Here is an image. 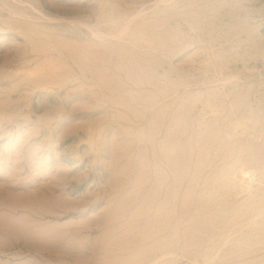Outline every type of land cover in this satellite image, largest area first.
<instances>
[{"label":"rangeland","instance_id":"1","mask_svg":"<svg viewBox=\"0 0 264 264\" xmlns=\"http://www.w3.org/2000/svg\"><path fill=\"white\" fill-rule=\"evenodd\" d=\"M262 133L264 0H0V264H264Z\"/></svg>","mask_w":264,"mask_h":264},{"label":"bare ground","instance_id":"2","mask_svg":"<svg viewBox=\"0 0 264 264\" xmlns=\"http://www.w3.org/2000/svg\"><path fill=\"white\" fill-rule=\"evenodd\" d=\"M209 4H210V3H209ZM185 17H186V16H185ZM218 18H219V17H218ZM127 21H128V20H127ZM136 29H137V28H136ZM112 30H113V29H112ZM109 31L111 32V30H109ZM117 32H118V31H117ZM138 32H139V31H138ZM210 32H211V31H210ZM115 34H117V33H115ZM142 34H143V33H142ZM151 35H152V34H151ZM112 36H115V35H112ZM139 36H140V35H139ZM142 36H143V35H142ZM142 36H140V37H142ZM144 36H147V35H144ZM129 37H130V36H129ZM148 37H149V36H148ZM133 38H134V37H133ZM139 39H140V38H139ZM62 40H63V39H62ZM126 41H127V40H126ZM130 41H131V40H130ZM124 42H125V41H124ZM127 42H128V41H127ZM64 43H65V42H64ZM73 43H74V42H73ZM87 43H88V42H87ZM108 43H109V42H108ZM108 43H107V44H108ZM85 44H86V43H85ZM92 44H93V43H92ZM77 45H78V44H77ZM96 45H97V44H96ZM109 45H111V42H110ZM140 45H141V44H140ZM146 45H147V44H146ZM35 46H36V44H35ZM74 46H75V44H74ZM84 46H85V45H84ZM68 47H69V46H68ZM71 47H72V46H71ZM77 47H79V46H77ZM35 48H36V47H35ZM69 48H70V47H69ZM128 48H129V47H128ZM37 49H38V48H37ZM76 49H77V48H76ZM81 49H82V48H81ZM96 49H97V48H96ZM115 49H116V48H115ZM66 50H67V49H66ZM69 50H70V49H69ZM79 50H80V49H79ZM123 50H124V49H123ZM82 51H83V49H82ZM131 51H132V50H131ZM71 52H73V50H72ZM80 52H81V51H80ZM84 52H85V50H84ZM36 53H37V52H36ZM42 53H43V52H42ZM54 53H55V52H54ZM76 53H77V52H76ZM86 53H87V52H86ZM32 54H33V53H32ZM74 54H75V53H74ZM93 54H94V53H93ZM81 55H82V54H81ZM96 55H97V54H96ZM90 56H91V55H90ZM230 58H231V57H230ZM35 59H36V58H35ZM53 59H54V58H53ZM31 60H32V59H31ZM96 61H97V60H96ZM98 61H99V60H98ZM25 62H26V61H25ZM44 62H45V61H44ZM52 62H53V61H52ZM54 62H55V61H54ZM60 62H61V61H60ZM75 62H76V61H75ZM101 62H102V61H101ZM40 63H41V62H40ZM46 63H47V62H46ZM48 63H49V62H48ZM55 64H56V63H55ZM51 65H52V64L50 63V66H51ZM77 65H78V64H77ZM102 65H103V64H102ZM38 66H39V65H38ZM52 66H55V65H52ZM52 66H51V67H52ZM58 66H59V65H58ZM58 66H57V67H58ZM51 67H50V69H51ZM55 67H56V66H55ZM55 67H53V68H55ZM38 68H39V67H38ZM42 68H43V66H42ZM44 68H45V67H44ZM53 68H52V69H53ZM64 68H65V67H64ZM85 68H86V67H85ZM97 69H98V68H97ZM99 69H100V68H99ZM55 70H56V69H55ZM58 70H60V69H58ZM58 70H57V72H58ZM69 70H72V69H69ZM91 70H92V69H91ZM101 70H102V69H101ZM33 71H34V70H33ZM48 71H49V70H48ZM92 71H93V70H92ZM60 72H61V71H60ZM17 73H18V72H17ZM94 73H95V72H94ZM94 73H93V74H94ZM108 73H109V72H108ZM36 74H37V73H36ZM54 74H55V73H54ZM31 75H32V74H31ZM37 75H38V74H37ZM37 75H36V77H37ZM96 75H97V74H96ZM96 75H95V76H96ZM32 76H33V75H32ZM32 76H31V77H32ZM57 76H58V75H57ZM95 76H94V77H95ZM109 76H110V75H109ZM36 77H35V78H36ZM41 77H42V76H41ZM44 77H45V76H44ZM46 77H47V76H46ZM48 77H49V75H48ZM24 78H25V77H24ZM42 78H43V77H42ZM53 78H54V77L49 78V79H53ZM55 78H56V77H55ZM31 79H32V78H31ZM31 79H30V80H31ZM39 79H40V78H39ZM44 79H45V78H43V80H44ZM65 79H66V78H65ZM227 79H228V78H227ZM38 81H39V80H38ZM228 81H229V80H228ZM36 82H37V81H36ZM46 82H47V81H46ZM50 82H51V81H50ZM58 82H60V81H58ZM224 83H225V81H224ZM38 84H39V83H38ZM41 84H42V82H41ZM41 84H40V85H41ZM50 84H51V83H50ZM62 84H63V83H62ZM62 84H61V85H62ZM53 85H54V82H53ZM55 85H57V82L55 83ZM55 85H54V86H55ZM116 85H117V84H116ZM38 86H39V85H38ZM42 86H43V88H44V86H46V85H42ZM56 87H57V86H56ZM116 87H117V86H116ZM88 88H89V87H88ZM95 93H96V92H95ZM211 94H212V93H211ZM90 95H91V94H90ZM247 95H248V94H247ZM211 96H212V95H211ZM209 97H210V96H209ZM243 98H244V97H243ZM244 99H245V98H244ZM111 100H112V99H111ZM137 100H138V99H137ZM236 100H237V99H236ZM10 102H11V101H10ZM125 102H126V101H125ZM11 103H12V102H11ZM127 109H128V108H127ZM145 110H146V109H145ZM235 110H236V109H235ZM236 111H237V110H236ZM249 112H250V110H249ZM252 113H253V111H252ZM165 114H166V113H165ZM178 115H179V114H178ZM158 116H159V115H158ZM160 116H162V115H160ZM119 117H120V116H119ZM177 117H178V116H177ZM252 117H253V116H252ZM252 117H251V118H252ZM117 118H118V117H117ZM113 120H114V119H113ZM179 120H180V119H179ZM126 122H127V121H126ZM153 122L156 123L155 121H153ZM241 123H242V122H241ZM152 124H153V123H152ZM213 125H214V124H213ZM156 126H157V123H156ZM151 127H152V128H150V129H152V132L149 130V132H151V133H149V132H148V133L152 135V133H153V131H154L153 134H157V131L155 132V130H156V129L158 130V128H154V126H152V125H151ZM160 127H162L161 124H160ZM246 127H247V126H246ZM98 128H99V127H98ZM102 128H103V126H102ZM121 128H122V127H121ZM216 128H217V127H216ZM125 129H126V128H125ZM153 129H155V130H153ZM159 129H160V128H159ZM218 129H219V128H218ZM98 130H100V129H98ZM160 130H161V129H160ZM249 130H250V129H249ZM102 131H103V130H102ZM126 131H127V130H126ZM245 131H246V130H245ZM86 132H87V131H86ZM97 132H98V131H97ZM99 132H100V131H99ZM99 132L97 133L96 138H98L97 136H99V135H98ZM159 132H160V135H161V134H162L161 131H159ZM181 132H182V131H181ZM181 132H180V133H181ZM212 132H213V131H212ZM254 132H255V131H254ZM93 133H95L94 130H93ZM93 133H92V135H93ZM101 133H102V132H101ZM95 134H96V133H95ZM262 134H264V133H262ZM160 135L158 134V137H159ZM93 136H95V135H93ZM149 136H150V135H149ZM155 136H156V135H152V136H150V137L154 138V140H155V139H157V138H156L157 136H156V137H155ZM180 136H181V135H180ZM212 136H213V135H212ZM89 137H90V136H89ZM100 137H102V136L100 135ZM100 137H99V138H100ZM150 137H149V138H150ZM169 138H170V137H169ZM179 138H180V137H179ZM252 138H253V137H252ZM150 139H151V138H150ZM259 139H260V138H259ZM183 140H184V139H183ZM254 140H255V138H254ZM92 141H93V140H92ZM96 141H97V140H96ZM152 141H153V139H152ZM181 141H182V140H181ZM181 141H180V139H178V141H173V142H181ZM223 141H224V140H223ZM90 142H91V141H90ZM150 142H151V141H150ZM154 142H156V141H154ZM183 142H184V141H183ZM209 142L211 143V140H209ZM219 142H220V141H219ZM151 143H152V142H151ZM159 143H160V142H159ZM169 143H170V142H169ZM210 143H209V144H210ZM127 144H128V143H127ZM153 144H154V143H153ZM177 144H179V143H177ZM209 144H208V146H209ZM213 144H214V143H213ZM228 144H229V143H228ZM252 144H253V143H252ZM167 145H168V144H167ZM170 145H172V142H171ZM175 145H176V143H175ZM182 145H183V144L180 143V146H182ZM172 146H173L174 148L176 147V146H174V144H173ZM177 146H178V145H177ZM184 147H185V146H184ZM217 147H218V145H217ZM117 148H118V147H117ZM169 148L171 149L170 146H169ZM181 148H182V147H180V151H181L180 154H181V153L183 154V153H184V152H183L184 149L182 148V149H183V151H182ZM206 148H207V147H206ZM218 148H219V147H218ZM218 148H217V150H218ZM231 148H232V146H231ZM233 148H234V147H233ZM166 149H167V148H166ZM176 149H178V151H179V148L176 147ZM176 149H175V150H174V149H173V150H170L169 152H171V151H172V152L175 151V152L172 153V155H175V154L179 153L178 151H176ZM192 149H193V148H192ZM208 149H209V148H208ZM208 149H207V151H209ZM185 150H186V149H185ZM217 150H216V151H217ZM222 150H223V149H222ZM222 150H221V151H222ZM233 150H234V149H233ZM245 150H246V148H245ZM90 151H92V150H90ZM201 151H202V150H201ZM201 151H200V152H201ZM210 151H211V150H210ZM218 151H219V150H218ZM248 152H249V150H248ZM174 153H175V154H174ZM201 153H203V151H202ZM204 153L206 154V152H204ZM241 153H242V152H241ZM180 154H178V156H177L178 158H177V157H174V160H175V158H176V160L178 159L177 161L179 162V160H180V159H179V156H182V159H183V160H180V161H181V163H184V161H186V159H187V158H186V157H187V154H186V153L183 154V155H186V157L184 156V157L186 158L185 160H184V158H183V155H182V154L180 155ZM207 154H208V152H207ZM209 154H211V152H209ZM209 154H208L207 156H209ZM228 154H229V153H228ZM228 154H227V155H228ZM258 154H259V153H258ZM172 155H171V156H172ZM171 156H170V157H171ZM256 156H257V155H256ZM172 157H173V156H172ZM204 157H205V155H204ZM210 157H211V156H209V160H210ZM217 158H218V156H217ZM224 158H226V157H224ZM227 158H228V157H227ZM251 158H252V157H251ZM253 158H254V157H253ZM207 159H208V158L206 157V160H207ZM242 159H243V158H242ZM140 160H141V159H140ZM168 160H169V159H168ZM172 160H173V158H172ZM172 160H170V161H172ZM174 160H173V161H174ZM216 160H217V159H216ZM255 160H256V159H255ZM144 161H145V160H144ZM173 161H172V163H173L172 165L174 166V162H173ZM182 161H183V162H182ZM207 161H208V160H207ZM213 161H214V160H213ZM243 161H244V160H243ZM159 162H160V160H159ZM161 162H163V161H161ZM178 162H177V163H178ZM221 162H222V161H221ZM240 162H241L242 165L240 164ZM240 162H239V163L235 162V163H236L235 165H236V166H239V165L244 166L243 164H246V166H248L247 163H245L246 160H245L243 163H242V160H240ZM257 162H258V161H257ZM257 162H256V163H257ZM145 163H147V162L145 161ZM177 163H175V166H176ZM181 163H178V164H179L178 167H180V165H181V166H184V164L182 165ZM254 163H255V161H254ZM140 164H141V163H140ZM164 164H165V162H164ZM164 164H162V165H164ZM170 164H171V163H170ZM208 164H209V162H208ZM211 164H213V163L211 162V163H210V166H212ZM233 164H234V163H233ZM237 164H239V165H237ZM146 165H147V164H146ZM156 165H158V164H156ZM159 165H160V163H159ZM166 165H167V168H168V164H166ZM229 165H230V164H229ZM231 165H232V164H231ZM141 166H143V165H141ZM208 166H209V165H208ZM221 166H222V165H221ZM227 166H228V165H227ZM148 167H149V166H148ZM155 167H156V166H155ZM169 167H171V166L169 165ZM214 167H215V166H214ZM216 167H217V166H216ZM216 167H215V168H216ZM225 167H226V166H225ZM239 167H240V166H239ZM146 168H147V167H146ZM157 168H158V167H157ZM163 168H164V167H163ZM174 168H176L175 171H176L177 173L180 171L181 168H182L181 171H185V170H183V167H180V169L177 168V167H174ZM208 168H209V167H208ZM222 168H223V167H222ZM233 168H235L236 170L238 169V171L241 172V170H239V168H236L235 166H234ZM233 168L231 167V170H232ZM240 168H241V167H240ZM244 168H245V166H244L243 168H241V169H242V172H245V176H247L246 174H248L251 170L249 169V170H250V171H249V170L247 169V171H249V172H246V171L243 170ZM159 169H160V172L163 171V170H161V168L159 167L158 169H155L156 174H157V172L159 173ZM171 169H172V168H171ZM245 169H246V168H245ZM157 170H158V171H157ZM172 170H173V169H172ZM231 170H230V171H231ZM263 170H264V169H263ZM263 170H262V171H263ZM167 171H168V170H167ZM167 171H166V173H167ZM224 171H225V170H224ZM226 171H227V169H226ZM230 171L228 170L227 173H228V174H232V173H234V172H230ZM234 171H235V170H234ZM121 172H122V171H121ZM169 172H170V171H169ZM171 172H172V171H171ZM222 172H223V171H222ZM242 172H241V173H242ZM251 172H252V171H251ZM251 172H250V173H251ZM162 173H165V172L163 171ZM162 173H161V174H162ZM166 173H165V175H166ZM177 173L174 172V175L177 174ZM182 173H183V172H181V173H179V174H182ZM227 173L225 174V177H223V178H219L221 175L217 174V175H218V176H217V179H216V178H215V179L218 180V178H219V180H220V181L218 180V181H219V182H218V186H220L219 183H221V179H222V184H221V185H222V186H223V185H226V184L223 183V180L226 178V175H227V178H228L229 176H231V175L228 176ZM237 173H239V172L235 171L234 174L240 176L241 173H240V174H237ZM179 174H178V175H179ZM234 174H233V175H234ZM171 175H172V174H171ZM174 175H172L173 178H174ZM178 175H177V176H178ZM182 175H183V174H182ZM182 175H179L178 177H181ZM222 175L224 176V174H222ZM236 175H235V177H236ZM241 175H242V174H241ZM243 175H244V174H243ZM243 175H242V178H244ZM148 176H149V175H148ZM159 176H160V173H159L157 176H155V178L158 179L157 177H159ZM212 176H214V175H212ZM144 177H146V176H144ZM160 177H161V176H160ZM160 177H159V180L162 179V178H160ZM168 177H170V176L167 175V178H168ZM175 177H176V176H175ZM215 177H216V174H215ZM240 177H241V176H240ZM165 178H166V177H165ZM165 178H164V179H165ZM182 178H183V176H182ZM212 178H213V177H212ZM231 178H232V177H231ZM237 178H239V177H237ZM136 179H137V178H136ZM136 179H135V180H136ZM148 179H149V178H148ZM148 179H147V180H148ZM178 179H179V178H178ZM178 179H174V180H175L176 182H177V181L179 182ZM197 179H198V178H197ZM197 179H196V180H197ZM229 179H230V178H228V180L226 179L227 182L229 181ZM234 179H235V178H234ZM263 179H264V178H263ZM168 180H169V178H168ZM168 180H167V181H168ZM210 180H211V178H210ZM210 180H209V181H210ZM216 180H215V181L213 180V183H215ZM226 180H224V182H225ZM242 180H244V179H242ZM242 180H240L241 183L244 182V181H242ZM138 181H139V180H138ZM157 181H158V180H157ZM193 181H194V180H193ZM230 181H231V180H230ZM235 181H236V179H235ZM238 181H239V180H238ZM143 182H144V181H143ZM161 182H162V181H161ZM176 182H175V183H176ZM194 182H195V181H194ZM199 182H200V181L197 180V182H195V183L199 184ZM115 183H116V182H115ZM133 183H134V182H133ZM146 183H147V182H146ZM180 183H181V179H180ZM201 183H202V182H201ZM204 183H205V182H203V183L200 184V185H203ZM225 183H226V182H225ZM142 184H143V183H142ZM156 184H157V183H156ZM159 184H160V183H159ZM161 184H162V183H161ZM163 184H164V183H163ZM165 184H167L166 181H165ZM197 184H196V187H199V186H197ZM205 184H207V183H205ZM210 184H212V182H211ZM216 184H217V183H216ZM258 184H259V182H258ZM116 185H117V184H116ZM157 185H158V184H157ZM157 185H156V186H157ZM177 185H179V184H177ZM212 185H213V184H212ZM214 185H215V184H214ZM214 185H213V186H214ZM245 185H246V184H245ZM245 185L243 184V186H245ZM247 185H248V184H247ZM256 185H257V184H256ZM160 186H162V185H160ZM160 186L155 187V189H156V188L159 189ZM181 186H182V185H180V187H177V188L173 186V187L175 188V190H176L175 193L178 192V195H179V193H181V192H180V191H181V188H182ZM213 186H211V187H213ZM222 186H221V188H222L221 190L223 191V190H225L226 187H225V186L222 187ZM237 186H238V185H237ZM239 186H240V185H239ZM258 186H259V185H258ZM164 187H165V186H164ZM216 187H217V186L215 185L214 188L216 189ZM228 187H229V186H228ZM245 187H246V186H245ZM239 188H240V187H239ZM241 188H243V187L241 186ZM155 189H154V190H155ZM217 189H220V187H219V188L217 187ZM226 189H227V188H226ZM133 190H134V189H133ZM169 190L171 191V189H169ZM169 190L166 189V192H167V191L170 192ZM246 190H248V189H246ZM159 191H162V190L160 189V190H158V192H159ZM172 191H173V190H172ZM153 192H154V191H153ZM155 192H156V191H155ZM155 192H154V193H155ZM188 192H189V193L187 194V192H186L184 196L186 197L187 195L190 194V196H191V198H192L191 193L193 194L194 191H191V192H190V190H188ZM227 192H228V191H227ZM129 194H131V193H129ZM132 194H133V193H132ZM155 194H156V193H155ZM173 194H174V193H173ZM181 194H182V193H181ZM135 195H136V194H135ZM152 195H153V194H152ZM157 195H158V194H157ZM160 195H161V193H160ZM182 195H183V194H182ZM133 196H134V195H133ZM154 196H155V195H154ZM184 196H182V197H184ZM190 196H189V197L187 196L188 198H185V197H184V199H185L184 201H186V203L189 204V205H190L191 202H194V201H191ZM156 197H157V196H156ZM156 197H155V198H156ZM173 197H174V195H173ZM178 197H179V196H178ZM174 198L177 199L176 201H174L176 205H173L174 203H172V206H173V207L176 206V209H177V206L179 207V205H180V204H179L180 199L176 198V195H175ZM158 199H159V198H158ZM158 199H155V202H154V203H156V200H158ZM186 199H188V200L190 199V203H189ZM182 200H183V199H181V202H182ZM211 200H212V199H210L209 201H211ZM222 200H224V199H222ZM119 201H120V200H119ZM184 201H183V202H184ZM209 201H208V205H210V206L206 205V206H208V209H209V207L212 206V203H213V201H212L211 204H210ZM131 202H132V201H131ZM133 202H134V201H133ZM183 202L181 203V205H183V206L185 207V206H186V205H184L185 202H184V203H183ZM206 202H207V201H206ZM152 203H153V202H152ZM256 203H257V202H256ZM259 203H260V202H259ZM118 204H119V202H118ZM130 204H131V203H130ZM133 204H134V203H133ZM143 204H144V203H143ZM191 204H192V203H191ZM193 204H195V203H193ZM139 205H140V204H139ZM163 205H164V204H163ZM166 205H167V204L165 203V207H166ZM168 205H169V203H168ZM170 205H171V203H170ZM213 205H215V204L213 203ZM218 205L220 206V204H218ZM127 206H128V205H127ZM130 206H131V205H130ZM137 206H138V205H137ZM140 206H141V205H140ZM190 206H191V205H190ZM119 207H120V206H119ZM163 207H164V206H163ZM187 207H188V205H187ZM212 207H213V206H212ZM217 207H218V206H217ZM217 207H216V208H217ZM67 208H68V207H67ZM152 208H153V207H152ZM174 208H175V207H174ZM182 208H183V207L178 208V210H175L174 215L177 217V214H178V218L180 217V218L183 220V218H184L183 216H185L186 214H184V213L182 212V211H184V210H181V212H180L179 209H182ZM191 208H192V207H190V211L188 210L189 212H186L187 210H185V213H190V212L192 213V210H193V209L191 210ZM194 208H195V207H194ZM202 208H203V207H202ZM255 208H256V207H255ZM168 209H169V208H168ZM185 209H186V207H185ZM188 209H189V208H188ZM204 209H206L205 206H204ZM259 209H260V208H259ZM135 210H136V209H135ZM149 210H150V209H149ZM161 210H162V209H161ZM209 210H211V209H209ZM209 210H208V211H209ZM252 210H253V209H252ZM256 210H258V208H256L254 211H256ZM117 211H118V210H117ZM159 211H160V210H159ZM162 211H163V210H162ZM167 211L169 212V210H167ZM193 211H194V210H193ZM203 211H204V213L207 212L208 215L211 216V213L209 214L208 211H205V210H203ZM203 211H201V212H203ZM254 211H252V212H254ZM261 211H262V212H261ZM261 211L259 210V213L257 212L258 214L256 213L257 215H255V217H254V215H253L255 212H254L253 214L249 212V215H252L253 217H252V216H249V218L247 217L248 219L245 218V219H244V220H245L244 222H247V221H248V223H249V222H251L253 219L256 220L257 216H259V215L262 216V215L264 214V209H263V210L261 209ZM51 212H52V211H51ZM133 212H134V211H133ZM207 213H206V214H207ZM216 213H217V212H216ZM218 213H219V212H218ZM244 213H245V212H244ZM157 214H160V217H161V214H162V213L160 212V213H157ZM182 214H183V215H182ZM246 214H247V213H246ZM113 215H114V214H113ZM168 215H171V213H170V214L168 213ZM168 215L166 216V217H167V221L164 220V221H163V225L161 224V221H160V223H159V220H158V222H156V223H157L156 226H155V223L153 222V223H154V225H152V226H153V229L151 228L150 230H154L155 233L157 232V233L155 234L154 231H153V233H154V235H155L154 237H156V236L159 235L160 233H164V232H166V231L168 230L167 228H169V227L171 226L169 223H168V224L170 225L169 227H167L168 224L165 225V222H166V223L169 222V221H168V220H169V219H168ZM208 215H206V218H204V219H209V218L207 217ZM223 215H224V214H223ZM135 216H136V215H135ZM202 216L205 217L204 214H202ZM113 217H114V216H113ZM162 217H163V214H162ZM182 217H183V218H182ZM199 217H200V216H199ZM203 217H200V219L203 218ZM111 218H112V217H111ZM114 218H115V217H114ZM117 218H118V217H117ZM157 218L159 219V217H157ZM157 218H155V219L157 220ZM147 219H148V218H147ZM175 219H176V218H175ZM197 219H198V218H197ZM257 219H258V218H257ZM129 220H130V219H129ZM156 220H154V221H156ZM160 220H161V218H160ZM177 220L179 221V219H177ZM182 220H181V221H182ZM198 220H199V219H198ZM110 221H112V219H111ZM115 221H116V220H115ZM178 221H177V222H178ZM256 221H258V220H256ZM182 222H183V221H182ZM182 222H178V224L176 223L177 226H174V225H173L175 228L172 226L173 229H175L173 232H174V235H175V237H176V240H174V241L172 240L171 243L167 246V248H166L165 250H163L164 248H162V251H161V252H162V255H163L162 257H164V256H166V255H168V254H175V255H177L176 253H177L178 251H181V249H180V241H181V238H182V237L180 236V234H181L182 232H184V230H185V228H184V230L182 229V227H183ZM205 222H206V221H205ZM252 222H253V221H252ZM254 222H255V221H254ZM109 223H110V222H109ZM171 223H172V221H171ZM255 223H256V226H258V225H259V226L262 225V227L264 226V220H261V221L259 220V222H255ZM172 224H173V223H172ZM176 224H175V225H176ZM183 224H184V223H183ZM209 224H210V223H209ZM221 224H222V223H221ZM249 224H250V223H249ZM249 224H244V225H249ZM126 225H127V224H126ZM240 225H241V224H240ZM251 225H252V223L250 224V226H251ZM254 225H255V224H254ZM190 226H191V225H190ZM206 226H207V225H206ZM210 226H211V225H210ZM259 226H258V227H259ZM122 227H123V226H122ZM148 227H149V226H148ZM172 227H171V228H172ZM192 227H193V226H192ZM192 227H189V228H192ZM231 227H233V226L231 225ZM238 227H239V226H238ZM245 227H247V226H245ZM253 227H254V226H253ZM260 227H261V226H260ZM260 227H259V228H260ZM137 228H138V227H137ZM154 228H155V229H154ZM171 228H170V229H171ZM189 228H188L187 230H190ZM216 228H217V227H216ZM239 228H240V227H239ZM248 228H249V227H248ZM263 228H264V227H263ZM112 229H113V228H112ZM170 229H169V231H170ZM173 229H171V231H172ZM193 229H194V228H193ZM236 229H238V228H236ZM241 229H242V228H241ZM243 229H244V228H243ZM187 230H186V231H187ZM191 230H192V229H191ZM191 230H190V231H191ZM232 230H233V229H230V232H229L230 235H229L228 232H227L225 235H223V237H221V238H223V240L220 241V242L217 241V242H218L217 244H216V242H215V239L211 240L212 243H213V241H214V243H215L216 245L213 246V245L211 244V246L208 247L209 249H211V248H212V249H211L209 255H205V257H207V259H208L207 262H205V264H207L208 262H210V260H211V259L213 258V256L215 255V252H216V254H218L217 252L219 251V249H221V248H220L221 246H223V245L227 246V245L230 244V243H229V244L226 245L225 243H227L226 241L231 237V235H232L231 233L233 232ZM247 230H248V229H247ZM112 231H113V230H112ZM117 231H118V230H117ZM129 231H130V230H129ZM196 231H197V229H196ZM205 231H206V230H205ZM205 231L203 232V233H205V234L202 235V236L205 235L204 237L201 236V233H202V232H199V231H198V232L200 233V236H201L203 239H204L205 237H207L206 239H208V240H207L208 243H211V241L209 242V240H210L211 237H214V236H212V234H209L210 232L206 233ZM231 231H232V232H231ZM239 231H240V233H241V230H240V229H239ZM248 231H249V230H248ZM243 232H244V231H243ZM127 233H128V232H127ZM131 233H132V232H131ZM153 233H152V235H153ZM212 233H213V231H212ZM236 233H237V232H236ZM236 233H235V234H236ZM238 233H239V232H238ZM128 234H130V233H128ZM149 234H150V233H149ZM184 234H185V233H184ZM213 234H214V233H213ZM235 234H234V232H233V235H235ZM124 235H125V234H124ZM126 235H127V234H126ZM233 235H232V236H233ZM119 236H120V235H119ZM132 236H133V235H132ZM136 236H137V235H136ZM136 236H135V237H136ZM135 237H134V238H135ZM152 237H153V236H152ZM154 237H153V238H154ZM159 237H160V236H159ZM166 237H167V236H166ZM175 237H173V238H175ZM186 237H187V235H186ZM247 237H248V236H247ZM247 237H246V238H243V239H242V242H244V241L247 239ZM116 238H117V237H116ZM149 238H150V236H149ZM195 238H196V237H195ZM195 238H194V239H195ZM215 238H216V236H215ZM231 238H233V237H231ZM110 239H111V238H110ZM129 239H131V238H129ZM111 240H112V239H111ZM134 240H136V239H134ZM134 240L132 239L131 241H134ZM143 240H144V239H143ZM187 240H188V239H187ZM219 240H220V239H219ZM77 241H78V240H77ZM114 241H115V240H114ZM123 241H124V240H123ZM229 241H230V239H229ZM82 242H83V241H82ZM109 242H110V241H109ZM187 242H188V241H187ZM205 242H206V241H205ZM246 242H248V240H246ZM106 243H107V242H106ZM125 243H126V242H125ZM128 243H130V241H129ZM135 243H136V242H135ZM188 243H189V242H188ZM188 243H187V245H189ZM190 243H191V242H190ZM194 243H195V242H193L192 244H194ZM232 243H234V242H232ZM237 243H238V242H237ZM248 243H250V242H248ZM100 244H101V243H100ZM116 244H117V243H116ZM120 244H121V242H119V245H120ZM192 244H191V245H192ZM195 244H197V243H195ZM200 244H201V243H200ZM200 244H199V245H200ZM235 244H236V243H235ZM119 245H116V246H119ZM129 245H130V244H129ZM199 245H198V246H199ZM204 245H205V244H204ZM110 246H111V245H110ZM136 246H137V245H136ZM165 246H166V245H165ZM189 246H190V245H189ZM189 246H187V247L189 248ZM200 246H201V245H200ZM239 246H241V245H239ZM249 246H250V245H249ZM260 246H263V245H260ZM103 247H104V246H103ZM103 247H102V248H103ZM160 247H161V246H160ZM175 247H176L177 249H176ZM194 247H196V246H194ZM194 247H193V248H194ZM245 247H246V245H245ZM253 247H254V245H253ZM256 247H257V246H256ZM113 248H114V246H113ZM119 248H120V247H119ZM181 248H182V247H181ZM191 248H192V247H191ZM191 248H190V249H191ZM196 248H198V247H196ZM201 248H202V247H201ZM222 248H223V247H222ZM248 248H249V247H248ZM122 249H123V248H122ZM125 249H126V248H125ZM151 249H152V248H151ZM156 249H157V248H156ZM194 249H195V248H194ZM202 249H203V248H202ZM128 250H129V249H128ZM128 250H127V251H128ZM197 250H199V248H198ZM197 250H196V251H197ZM226 250H227V249H226ZM81 251H82V250H81ZM103 251H104V250H103ZM125 251H126V250H125ZM130 251H131V250H130ZM159 251H160V250H159ZM183 251H184V250H183ZM194 251H195V250H194ZM120 252H121V250H120ZM221 252H222V251H221ZM242 252H243V251H242ZM117 253H118V252H117ZM197 254H198V253H197ZM201 254H202V253H201ZM220 254H221V253H220ZM237 254H239V252H238ZM65 255H66V254H65ZM145 255H146V254H145ZM175 255H174V256H175ZM193 255H194V254H193ZM224 255H225V254H224ZM140 256H141V255H140ZM190 256H191V255H190ZM202 256H203V255H202ZM215 256H216V255H215ZM61 257H62V256H61ZM160 257H161V256H160ZM168 257H169V256H167V258H168ZM191 257H192V256H191ZM191 257H190V258H191ZM193 257H195V255H194ZM193 257H192L191 259H195V258H193ZM62 258H63V257H62ZM64 258H65V257H64ZM64 258H63L62 260L64 261V264H65V260H67V259L64 260ZM164 258H166V257H164ZM164 258H163V259H164ZM202 258H203V257H202ZM121 259H122V257H121ZM77 260H78V259H77ZM159 260H160V258H159ZM201 260H202V259H201ZM214 260H215V257L213 258V260H211V264H212V261H214ZM60 261H61V260H59V262H60ZM133 261H134V260H133ZM145 261H146V260H145ZM145 261L141 260V261L139 262V264H150L149 261H148V262H145ZM156 261H157V260H156ZM156 261H155V262H156ZM191 261H192V260H191ZM198 261H199V260L195 261V263L198 262ZM218 262H219V261H218ZM61 263H62V262H61ZM104 263H106V262H104ZM115 263H116V262H115ZM153 263H154V262H153ZM202 263H203V262H202ZM260 264H261V263H260Z\"/></svg>","mask_w":264,"mask_h":264}]
</instances>
